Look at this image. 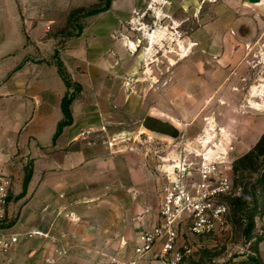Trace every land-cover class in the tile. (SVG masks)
Wrapping results in <instances>:
<instances>
[{
    "label": "rangeland",
    "instance_id": "1",
    "mask_svg": "<svg viewBox=\"0 0 264 264\" xmlns=\"http://www.w3.org/2000/svg\"><path fill=\"white\" fill-rule=\"evenodd\" d=\"M109 1L95 17L86 11L106 0H0L24 12V23L45 20L24 31V51L52 62L67 39L108 27L117 71L143 105L135 132L120 140L144 171L92 176L43 215L28 209L34 192L19 185L31 159L0 147V172L12 180L1 226L20 233L0 264H264V153L245 156L264 133V0ZM146 114L171 121L178 137L145 130ZM204 158L229 166L227 211L199 234L183 214L171 251L158 242L137 255L143 233L162 220L164 187L180 170L191 187Z\"/></svg>",
    "mask_w": 264,
    "mask_h": 264
},
{
    "label": "crops",
    "instance_id": "2",
    "mask_svg": "<svg viewBox=\"0 0 264 264\" xmlns=\"http://www.w3.org/2000/svg\"><path fill=\"white\" fill-rule=\"evenodd\" d=\"M35 13L26 12L29 17ZM22 15L17 7L0 5V147H19L31 159L25 190L34 193L28 209L45 215L61 205L60 192L74 190L92 176L122 169L121 174L134 179L144 172L120 140L135 132L143 105L117 71L108 27L96 25L90 40L85 34L67 39L52 62L24 51V31L44 27L45 20L39 16L36 25L24 23ZM70 92L71 121L54 137L64 119L62 99ZM102 124L105 132L78 137L82 128ZM19 185L23 188V180Z\"/></svg>",
    "mask_w": 264,
    "mask_h": 264
},
{
    "label": "built area",
    "instance_id": "3",
    "mask_svg": "<svg viewBox=\"0 0 264 264\" xmlns=\"http://www.w3.org/2000/svg\"><path fill=\"white\" fill-rule=\"evenodd\" d=\"M100 131H106L105 125L87 126L78 132V137L87 138ZM197 176V180L189 187L187 172L180 170L164 187L160 206L162 220L160 224L143 233L140 242L135 246L137 255L150 252L158 242L161 244L162 254L171 251L177 237L176 223L183 214L190 218L188 228L194 234L209 229L214 221L224 215L228 207L221 197L232 191L229 166L221 158H204L197 169ZM11 186V177L0 172V253L9 251L20 240V233L1 226L3 208ZM33 234L35 231L27 233L28 236Z\"/></svg>",
    "mask_w": 264,
    "mask_h": 264
},
{
    "label": "trees",
    "instance_id": "4",
    "mask_svg": "<svg viewBox=\"0 0 264 264\" xmlns=\"http://www.w3.org/2000/svg\"><path fill=\"white\" fill-rule=\"evenodd\" d=\"M100 1H104V0H100ZM109 4H110V1L109 0H106V2L104 3V5L102 6H96L94 8H91L89 10L86 11V14L87 15H92V14H96V13H99V12H102L104 10H107L109 8ZM57 64H58V69H59V72H60V75L62 76L65 84L69 87L71 86L70 82L68 81L67 79V76L62 68V64L59 60H57ZM76 88H78V86H76ZM73 92H70L69 94H66L63 99H62V102H61V108H62V112H63V115H64V119L59 123L58 127H57V130L56 132L54 133V137L59 133V131L61 130V127L65 124H68L70 123L71 121V116H70V112H69V109H68V105H69V102L70 100L72 99L73 97ZM264 153V133L261 135V137L259 138V140L257 141V143L255 144V146L253 147V149H251L245 156L248 157V156H257V155H261ZM30 173H31V169L30 168H26L25 169V173H24V177H23V192L25 191V186H26V183L30 177ZM259 182H261L262 184V187H264V175L258 180ZM250 199H254V194L251 192L250 194Z\"/></svg>",
    "mask_w": 264,
    "mask_h": 264
},
{
    "label": "water",
    "instance_id": "5",
    "mask_svg": "<svg viewBox=\"0 0 264 264\" xmlns=\"http://www.w3.org/2000/svg\"><path fill=\"white\" fill-rule=\"evenodd\" d=\"M249 1L252 3H256L259 2L260 0H249ZM141 126L149 132L162 136H167L172 139L177 138L180 133V129L171 121L162 119L152 114H146L143 117Z\"/></svg>",
    "mask_w": 264,
    "mask_h": 264
}]
</instances>
